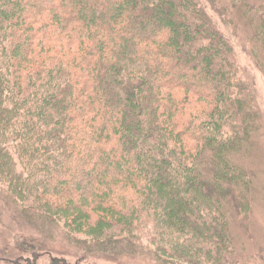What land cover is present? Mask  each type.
<instances>
[{
    "label": "trees",
    "instance_id": "16d2710c",
    "mask_svg": "<svg viewBox=\"0 0 264 264\" xmlns=\"http://www.w3.org/2000/svg\"><path fill=\"white\" fill-rule=\"evenodd\" d=\"M235 43L264 0H0V264H264Z\"/></svg>",
    "mask_w": 264,
    "mask_h": 264
},
{
    "label": "rangeland",
    "instance_id": "374dc122",
    "mask_svg": "<svg viewBox=\"0 0 264 264\" xmlns=\"http://www.w3.org/2000/svg\"><path fill=\"white\" fill-rule=\"evenodd\" d=\"M208 13L211 15V12L209 10H207ZM212 16V15H211ZM215 20V22L217 23V25L227 34H229V31L227 30V28L225 26L222 25V23L219 21V19L215 16H212ZM230 36V34H229ZM235 46L237 48V50L239 51V61L243 67V69L253 78L254 82H255V93L257 96V99L259 101V104L261 105V107L264 110V76L263 74L256 68L255 63L251 57V55L249 54L248 51H244L240 45L238 43H235ZM259 158H260V166L262 167V172L261 173V178H260V183L262 185L261 189L264 191V152H260L259 153ZM263 198L261 199L260 206L257 208L256 213L253 217V223H254V230L257 234V236L261 239H263L264 241V202H262V200L264 201V193H262ZM12 263L15 264H33L32 260H30L28 262V260L26 259L25 261H20L19 258H12L11 259ZM7 264H11V263H7ZM39 264H48L46 261H41ZM98 264H111V263H106L103 261H99ZM130 264H154V263H150V262H146V261H135L133 263Z\"/></svg>",
    "mask_w": 264,
    "mask_h": 264
}]
</instances>
